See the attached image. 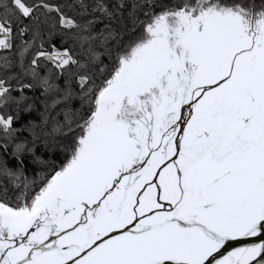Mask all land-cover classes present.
Instances as JSON below:
<instances>
[{
	"label": "snow or ice",
	"instance_id": "6c2138e0",
	"mask_svg": "<svg viewBox=\"0 0 264 264\" xmlns=\"http://www.w3.org/2000/svg\"><path fill=\"white\" fill-rule=\"evenodd\" d=\"M0 264H264V0H0Z\"/></svg>",
	"mask_w": 264,
	"mask_h": 264
}]
</instances>
